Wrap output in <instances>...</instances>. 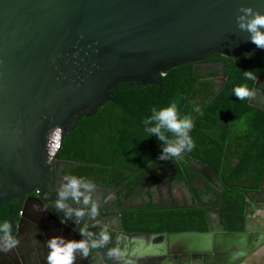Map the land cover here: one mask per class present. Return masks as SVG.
<instances>
[{"label": "water", "instance_id": "water-1", "mask_svg": "<svg viewBox=\"0 0 264 264\" xmlns=\"http://www.w3.org/2000/svg\"><path fill=\"white\" fill-rule=\"evenodd\" d=\"M249 4L264 12V0H0V208L48 186L53 133L61 129L64 142L116 100L119 84L162 85L170 69L217 53L237 62L264 54L237 24ZM253 91L264 113V77ZM260 195L264 176L244 190L243 230L210 215L208 230L168 233L158 249L192 256L180 264H243L258 248L249 214Z\"/></svg>", "mask_w": 264, "mask_h": 264}, {"label": "flooded vegetation", "instance_id": "flooded-vegetation-1", "mask_svg": "<svg viewBox=\"0 0 264 264\" xmlns=\"http://www.w3.org/2000/svg\"><path fill=\"white\" fill-rule=\"evenodd\" d=\"M221 56L213 54L205 60L188 63L190 65L181 72L187 74L181 81L179 95L173 96L177 102H183L179 114L190 116L193 121L190 135L195 146L190 152L182 153V158L160 160L161 142L158 144L160 152L154 158L132 160V170L127 171V175L131 176L129 182L125 179L113 186H106L102 180L86 173L79 176L73 160L57 157L47 187H38L21 201L14 199L0 208V221L11 222L13 234L20 240L12 250L0 252V264H48L47 239L53 235L80 239L77 229L81 227L86 230L85 238L97 241V233L106 228L110 240L106 245L90 248L87 257L77 253L75 264H180V261L192 258L191 255L176 253L169 255L158 247L166 244L168 233L198 230L187 227L197 223L200 213L205 216L207 230L210 215H223L227 194L239 193L250 184L244 177L246 172L240 167L245 150L251 149L250 162L253 166L258 162L257 150L264 140V126L258 131L250 130L242 120H237V111L233 107L239 104L237 102L241 105L243 100L232 91L242 83L250 85L253 82L254 88L258 79L245 80V69H252L258 78L264 77L263 64L243 62L244 58L260 56L259 60L264 63V54L246 56L240 62ZM121 91L119 84L116 93ZM262 96L260 92L257 98L251 102L249 98L247 102L264 120L260 102ZM160 107L163 106L157 108ZM129 114L136 123L135 115ZM149 115L151 112H144L145 118ZM167 135L172 137L173 134L168 132ZM153 138L158 139L154 135ZM71 175L87 178L95 184L89 187L82 183L80 188L85 195L93 194L97 215L89 217L86 210L85 217L78 223L73 212L67 223H62L64 212L56 209L54 201L59 188L67 183ZM230 177H235L236 182H229ZM84 199L80 196L79 201L74 202L72 196H68L66 203L72 209H87ZM127 218L132 223H141L129 226ZM139 232L159 235L152 238L140 236L139 243L133 236ZM179 247L178 242H174L171 249L175 251ZM114 248L124 253L122 259L109 254ZM155 251L158 255L152 256Z\"/></svg>", "mask_w": 264, "mask_h": 264}, {"label": "trees", "instance_id": "trees-1", "mask_svg": "<svg viewBox=\"0 0 264 264\" xmlns=\"http://www.w3.org/2000/svg\"><path fill=\"white\" fill-rule=\"evenodd\" d=\"M216 55L222 57L219 54ZM259 57H247L243 59V62L263 64L261 67L264 68V63L259 60ZM253 59L255 60L252 61ZM231 62L234 63V60ZM189 65L184 64V66L172 68L163 76L162 85L123 83L120 84L122 87L120 93H116V87L113 88L112 93L117 100L108 101L100 106L94 114L81 118L76 127L67 135L57 157L73 160L79 176L86 173L96 177L99 181L102 180L106 186L117 185L125 179L129 182L131 176L127 175V171L132 170L133 159L154 158L155 154L160 152L158 144L161 141L153 138V135L147 137L149 134L145 131L143 124L144 112H151L153 107H164L172 102L177 103L178 110L182 107L183 102H177L173 96L179 95L181 81L187 74H181V72ZM249 86L252 89L253 82ZM161 87L162 91H160ZM248 99H244L241 105L240 102H237L239 106L235 104L233 107V110L237 111V120H242L250 130H261L264 120L252 110L247 102ZM129 112L137 118L136 123L132 121ZM257 151V163L251 165L250 154L252 151L248 148L245 150L242 166H240L246 172L244 177L248 178V182L250 181L252 186H259L264 176V140ZM235 155L234 153L233 156L235 157ZM136 169L138 171L139 167ZM229 182L235 183L236 178L230 177ZM243 191L227 194L226 209L222 216L231 231H241L245 227L247 214L246 198ZM197 217V223L187 228L207 230L205 216L200 213ZM126 223L133 226L141 222L132 223L127 218Z\"/></svg>", "mask_w": 264, "mask_h": 264}, {"label": "clouds", "instance_id": "clouds-1", "mask_svg": "<svg viewBox=\"0 0 264 264\" xmlns=\"http://www.w3.org/2000/svg\"><path fill=\"white\" fill-rule=\"evenodd\" d=\"M236 19L238 27L248 33V39L257 47L264 48V12L249 4L243 6L241 14ZM243 78L255 81L258 79V75L252 69H245ZM232 91L241 100L256 94L247 83L235 86ZM143 124L145 131L149 134L147 137L155 135L162 142L160 160L182 158V153L190 152L195 146V142L190 135V131L194 127L193 121L190 116H181L179 114L176 102L160 108L153 107L151 115L143 120ZM168 132L173 134L172 137L167 135ZM82 183L87 184L89 187L95 186L87 178L71 175L67 183L62 184L59 188L54 206L64 212V216L61 217L62 223H67V219L73 215V212L78 218V223L85 217L86 210L89 217L97 215V204L93 194L85 195L80 188ZM68 196H72L74 202L79 201L80 196H84V203L88 205L87 209L70 208L66 203ZM77 231L80 234V239H69L63 235H53L47 239L48 264H75L77 253L87 257L90 248L101 247L110 240V235L106 228L101 229L97 233L99 241L85 238L86 230L84 227L77 229ZM19 243V238L13 234L12 223L7 220L0 221V252H8ZM109 254L114 255L117 259H122L124 256V253L119 248L111 249Z\"/></svg>", "mask_w": 264, "mask_h": 264}, {"label": "crops", "instance_id": "crops-1", "mask_svg": "<svg viewBox=\"0 0 264 264\" xmlns=\"http://www.w3.org/2000/svg\"><path fill=\"white\" fill-rule=\"evenodd\" d=\"M253 205L249 218L259 233L258 248L243 264H264V195L253 196Z\"/></svg>", "mask_w": 264, "mask_h": 264}, {"label": "built area", "instance_id": "built-area-1", "mask_svg": "<svg viewBox=\"0 0 264 264\" xmlns=\"http://www.w3.org/2000/svg\"><path fill=\"white\" fill-rule=\"evenodd\" d=\"M62 146H63L62 130L58 128L51 136L50 143L48 146L51 162L55 161V159L57 158V154L60 152Z\"/></svg>", "mask_w": 264, "mask_h": 264}]
</instances>
